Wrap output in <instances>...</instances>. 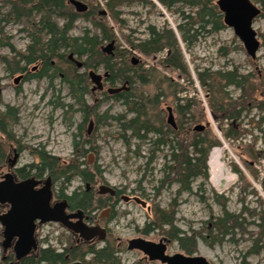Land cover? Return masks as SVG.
<instances>
[{
  "label": "rangeland",
  "instance_id": "374dc122",
  "mask_svg": "<svg viewBox=\"0 0 264 264\" xmlns=\"http://www.w3.org/2000/svg\"><path fill=\"white\" fill-rule=\"evenodd\" d=\"M83 1L89 4L93 11H107L105 17L99 16V18L110 29L113 35L112 41L116 43L112 53L102 50L104 57L120 53L126 56L132 66L142 65L149 69L159 65L161 73L168 75L174 82L179 83L182 89H185L184 93L179 94L180 98H193L192 88H198V98L204 102L206 109L208 108L205 94L196 80L195 70L197 69L224 73L238 69L241 75L254 76L252 80L256 77L263 79L264 86V0H253L263 8V14L254 24L261 43L256 52V59L249 57L243 42L229 27H225L220 32H205L198 28L197 31L200 32L197 36L198 41L188 50L177 32V27L184 23L182 13L191 12V9L183 3H177L176 6L168 9L158 0H128L111 11L104 0ZM22 27L12 24L8 28L12 37L10 44H13L18 53H24L30 44V39L27 33L22 31ZM149 27H155L157 30L174 29L177 32L186 63L196 81L194 86L187 80L179 79L177 73L161 66L165 53L146 57L134 50L133 45L148 36ZM86 30L95 32L94 26L89 21L79 19L71 31V36L81 37ZM111 42L105 41L101 49ZM14 56L15 53L12 50L0 46V68H10L1 57L9 59L14 64L12 62ZM76 58L85 62V58ZM133 59L139 63L133 64ZM39 68L38 66L35 71H32L33 67H29L27 72L38 73ZM91 70L95 69H82L79 72L85 73ZM95 71L101 75L106 73L104 67H99ZM20 74H14L15 78ZM6 83L10 88L3 98L18 112V122L13 131L15 137L26 148L22 155L24 164H38L39 152L44 149L50 156L57 158L61 166L72 165L75 160L79 163L85 162L86 169L93 175L102 177L113 187L125 189L126 196L143 198L148 202V206L156 203L163 210L172 209L173 200L178 199L179 185H167L161 188L168 149L162 148L158 151L148 140L141 142L133 139L129 146L124 138L121 123L109 117L125 114L127 109L121 101L113 99L107 90L124 88L123 91H130V83L125 84L122 81L115 85L107 83L103 92H92L93 84L92 82L91 85L88 84L90 91L86 94V111L89 120L86 123L84 122L86 112L78 111L79 107L72 98L70 87L60 77H56L52 83L49 79H25L18 86L13 80H8ZM133 88L140 91L148 90L141 88L140 84ZM228 92L233 98L241 95V91L232 86L228 87ZM256 99L258 102H264V92L259 93ZM69 105H72L73 109ZM167 107L174 109L175 106L170 101L164 103L162 108L166 123ZM207 113V119L199 125L209 127L214 138L221 142L219 148H226L224 159L228 168L237 175L238 179L226 191L219 192L210 181L211 172L208 166V179H197L192 185L191 193H183L179 196L178 208H175V225L187 235L200 232L203 237L208 238V242L202 238L198 240L197 253L194 255L203 258L209 264H241L245 258L249 264H264V120H262L264 111L262 112L258 107H251L243 113L241 136L237 139L225 138L224 134L229 129L228 122H216L211 118L208 109ZM175 118L178 123L176 114ZM90 120L94 121L92 128L89 125ZM127 136H130V133H127ZM75 142H80L85 148L91 150L86 157L76 156ZM252 150L256 156L252 155ZM90 155H92L91 165L89 164ZM81 169L84 168L81 167ZM60 187L62 185L58 183L56 189ZM85 187L86 183L79 177H75L68 186L66 194L74 190L83 192ZM222 197L227 200L228 211L243 215L245 221L242 229L234 230L233 236H228L221 242L212 243L208 229H211L216 219L223 215L222 206L218 203V200L223 201ZM102 212L100 211L99 214ZM118 212V216L112 222V229L114 237L120 241L136 237L139 231L149 224L153 216L152 212H148L133 201L122 202ZM168 229L169 227L164 228V230ZM215 241L219 240L215 239ZM170 253L186 252L177 241L172 240ZM120 257L121 264H136L143 259V255L139 252L129 251L126 247ZM140 264L161 263L142 261Z\"/></svg>",
  "mask_w": 264,
  "mask_h": 264
},
{
  "label": "trees",
  "instance_id": "16d2710c",
  "mask_svg": "<svg viewBox=\"0 0 264 264\" xmlns=\"http://www.w3.org/2000/svg\"><path fill=\"white\" fill-rule=\"evenodd\" d=\"M111 11L128 0H104ZM164 7L171 9L177 3L191 9L189 14L182 13L184 23L177 27V32L184 46L189 50L198 41V28L205 32H220L229 27L225 22V15L217 5L218 0H158ZM68 7L67 0H15L12 10L6 18H12L16 25L23 26L22 31L27 33L30 39L24 53H15L11 61L4 58V62L10 66L13 74L25 73L29 67L39 66L38 73H31L30 79H49L52 83L56 77H60L71 90L72 98L79 107L78 111H84L85 123L89 120L86 107V94L89 93L88 84L91 82L88 72L80 73L74 62L69 60V55L84 59V69H98L104 67L109 74L108 83L115 85L117 82H128L130 91H121L112 95L116 101H121L127 109L125 114L111 117L118 120L124 131V138L131 145L133 139L145 142L149 141L156 150L168 149L165 156L166 162L163 167L164 176L161 179V188L174 184L179 185L178 199L183 193H191L192 185L197 179L207 180L208 158L214 147L221 146V142L214 138L213 132L207 127L203 132L194 131L195 126L204 122L208 112L216 122H229V129L224 134L227 139H237L241 135V119L244 112L251 107H258L264 111V102H258L256 96L264 92L263 79L254 76L241 75L238 69L228 72L195 70L199 88L205 94L206 106L199 100V89L192 88L194 96L191 99L180 98L179 94L185 89L174 82L168 75L161 73L159 65L146 69L144 66H132L123 54L104 57L101 49L105 41H112L113 35L110 29L100 21L98 11L85 13L84 19L89 21L95 28V32L86 30L81 37L71 36L76 22L81 17ZM105 17V16H101ZM117 19V18H115ZM196 27V28H195ZM1 20H0V33ZM174 29L157 30L149 27L148 36L133 45L134 50L144 56H156L165 53L161 66L166 70L177 73L179 79L187 80L192 86L196 83L189 69L180 45L179 38ZM252 59V58H251ZM3 60V59H2ZM140 84V91L133 86ZM234 87L241 91L237 98L231 97L228 87ZM136 91V92H135ZM174 104V112L178 117L177 129L169 126L164 119V103ZM73 109L72 105H69ZM169 107H167L168 110ZM264 120V118L262 119ZM18 122V112L14 113V123ZM208 126L210 124L208 123ZM130 133V136H127ZM75 142L76 156L86 157L91 151ZM253 152V156L256 153ZM153 161V157H151ZM150 163V162H149ZM148 163V164H149ZM31 173H50L62 186L70 185L75 177L84 182H90L93 174L86 169V163H75L69 166H61L57 158L50 156L44 149L39 152V163L31 165ZM84 168L83 170L81 169ZM84 191V190H83ZM85 192V191H84ZM83 192V193H84ZM223 198L218 203L222 206L223 215L216 219L211 229H208L212 243L223 241L228 236H233L235 229H242L243 215L230 213L227 209V200ZM88 197L83 196L79 204L85 202ZM178 199H174L171 210L166 211L154 203L152 206V218L146 226L147 231L160 229L170 239L177 241L180 247L189 255L197 253L198 240L202 238L208 242V238L200 232H192L187 235L175 225ZM169 227L168 230H164ZM219 240V241H215ZM108 251L97 252L92 264L109 263L115 260L114 252L116 245L108 244ZM46 264H71L77 260V256L66 259L64 254H56L47 250L43 253ZM26 264H35L28 260ZM241 264H249L246 258Z\"/></svg>",
  "mask_w": 264,
  "mask_h": 264
},
{
  "label": "flooded vegetation",
  "instance_id": "af4514ba",
  "mask_svg": "<svg viewBox=\"0 0 264 264\" xmlns=\"http://www.w3.org/2000/svg\"><path fill=\"white\" fill-rule=\"evenodd\" d=\"M14 1L0 0L2 29L0 46L12 50V52L14 46L10 44L12 37L8 32V28L14 22L12 18L7 19L6 15L12 10ZM79 1L85 3L83 0ZM249 3L258 12L251 20V28L256 33V39L259 42L258 32L254 28V24L263 14V8L254 3L253 0H249ZM85 4L88 6V10L84 13H79L70 0H67L68 7L73 9V12L81 15L79 19H84L83 15L85 13L93 12L94 14L91 6L87 3ZM230 28L233 29L237 36L235 28ZM238 38L241 40L239 36ZM1 59L4 58L1 57ZM37 68L38 66H36ZM28 75L29 72L21 73L19 77H22V79L16 84L12 69L0 68V264H26L28 260H33L35 264H46L43 253L47 250L56 254H64L67 260L73 255L77 256L78 259L71 264H92L97 252L102 250L107 252L108 244L112 243V241L116 245L115 260L101 264H121L120 254L125 250V247L129 250L130 242L133 240L143 241V243L137 245L135 250H132L143 255V259L136 264H140L142 261L168 264L162 262L161 257L163 256L174 257L182 255L188 259L199 257L187 253L171 254L172 240L165 236L160 229L149 232L145 227L133 239L122 241L116 239L112 229V222L118 216L119 205L122 202L133 201L137 203L135 198H139L146 203V207L142 206V204H137L147 209L148 212H152V206H148V202L143 198L126 196L125 189L109 185L102 177L93 175L90 182L83 181L86 183V187L83 189L84 193L81 190H74L66 194L68 185L62 186L57 190L59 182L50 173H38L36 170L31 173V165L34 164L23 163L22 155L26 148L15 137L13 131L16 108L3 98L5 92L10 88L6 83L8 80H13L15 85L18 86L27 79ZM91 123L94 125V121L90 120V127ZM90 132L89 130V134ZM103 187L112 188L115 193L102 194ZM16 194L22 197L32 196L35 199L37 198L48 207L51 215L60 216L61 220L58 222H43L41 219L30 221L29 216L14 215L13 203L5 201L3 198L4 196L13 197ZM83 196L88 197V199L79 204ZM62 205L64 206L62 207ZM100 211L103 212L99 214ZM21 250L26 251L22 253Z\"/></svg>",
  "mask_w": 264,
  "mask_h": 264
},
{
  "label": "water",
  "instance_id": "95a60500",
  "mask_svg": "<svg viewBox=\"0 0 264 264\" xmlns=\"http://www.w3.org/2000/svg\"><path fill=\"white\" fill-rule=\"evenodd\" d=\"M71 4H73L76 8V10L79 13H84L88 10V6L78 0H70ZM218 5L221 9V11L225 15V22L229 27H234L237 36H239L244 43L246 50L248 54L252 58H256V52L260 48V43L256 39V33L252 30V18L258 14L257 10L249 3V0H219ZM105 15L106 12H103ZM115 47V41L110 43L107 47H105L103 50L112 53ZM70 60H73L76 64V66L79 69L84 68V63L82 61H79L75 59L74 55L71 54L69 56ZM134 64L139 63L136 59H133ZM36 69V68H35ZM89 77L91 79V82L93 83L94 87L92 89L93 92L96 91H103L105 88V80L109 77L108 73H105L104 75L99 74L95 70H91L89 72ZM22 77H17L15 82L18 84L21 81ZM122 90V88H110L108 90V93L113 95L117 94ZM167 123L169 126H171L173 129H177V121L173 112V108H168V118ZM93 123H91L92 128ZM206 129V126L204 125H198L194 128V131L196 132H203ZM89 164H92V155L89 159ZM110 192L111 194H114V190L109 187H103L102 194H107ZM5 201H10L13 203V210L14 215H26L30 217V221L41 219L43 222H58L61 220L60 216L51 215L49 212L48 207L37 198L35 199L32 196L29 197H22L21 195H14L13 197L4 196L3 198ZM135 201L139 204H142V206L146 207V203L142 201L139 198H135ZM64 205H62L63 207ZM2 220V219H1ZM99 229V228H98ZM102 232H104L102 230ZM105 234V232H104ZM104 239V238H102ZM143 243L142 240H133L130 242L129 250H135L137 248L138 244ZM149 244V243H148ZM151 247H153L151 245ZM26 250H21L22 253H24ZM151 253L150 251H148ZM23 255V254H21ZM153 259V258H152ZM163 263L168 264H209L204 260L203 258L197 257V258H185L182 255H176L174 257H161ZM79 264V263H74Z\"/></svg>",
  "mask_w": 264,
  "mask_h": 264
},
{
  "label": "bare ground",
  "instance_id": "6f19581e",
  "mask_svg": "<svg viewBox=\"0 0 264 264\" xmlns=\"http://www.w3.org/2000/svg\"><path fill=\"white\" fill-rule=\"evenodd\" d=\"M103 12H106V14H107V11L104 10V11L101 12V14L103 16H106V14L104 15ZM74 57H75V59H77L76 56H74ZM69 60H70V58H69ZM70 61L74 62L73 60H70ZM74 64H75V62H74ZM77 69L78 70H82V69H79L78 67H77ZM89 72H88V77H89ZM89 79H90V77H89ZM90 81H91V79H90ZM126 84H129V83L126 82ZM93 87H94V85H93ZM93 87H92V89H93ZM225 150H226L225 147L224 148L216 147V148H214L212 150V152H211V154L209 155V158H208L209 166H210V172H211L210 173V175H211L210 181H211L212 185L214 186V188L217 189L219 192L226 191L238 179L237 175L234 174L232 172V170L230 168H228V165L226 164V161L224 159Z\"/></svg>",
  "mask_w": 264,
  "mask_h": 264
}]
</instances>
